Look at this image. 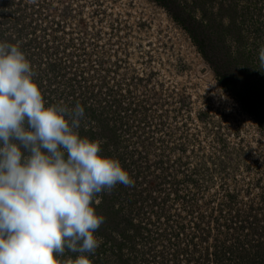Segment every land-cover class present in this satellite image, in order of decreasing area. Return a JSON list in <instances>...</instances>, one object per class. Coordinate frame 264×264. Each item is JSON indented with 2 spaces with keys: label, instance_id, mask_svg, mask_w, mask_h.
Wrapping results in <instances>:
<instances>
[{
  "label": "rangeland",
  "instance_id": "374dc122",
  "mask_svg": "<svg viewBox=\"0 0 264 264\" xmlns=\"http://www.w3.org/2000/svg\"><path fill=\"white\" fill-rule=\"evenodd\" d=\"M0 42L134 181L94 197L91 264H264V0H0Z\"/></svg>",
  "mask_w": 264,
  "mask_h": 264
},
{
  "label": "clouds",
  "instance_id": "9594fccd",
  "mask_svg": "<svg viewBox=\"0 0 264 264\" xmlns=\"http://www.w3.org/2000/svg\"><path fill=\"white\" fill-rule=\"evenodd\" d=\"M264 68V46L259 49ZM17 45L0 42V264H91L105 222L92 201L134 181L101 141L77 131L84 108L45 106Z\"/></svg>",
  "mask_w": 264,
  "mask_h": 264
},
{
  "label": "trees",
  "instance_id": "16d2710c",
  "mask_svg": "<svg viewBox=\"0 0 264 264\" xmlns=\"http://www.w3.org/2000/svg\"><path fill=\"white\" fill-rule=\"evenodd\" d=\"M174 19L177 21V22H179V20H178V18H177V16H174ZM188 31V30H187ZM189 32L190 33H193L192 31H190L189 30ZM195 34V33H194ZM196 35V34H195ZM196 42V44H197V46L198 45H200V43L201 42H199V41H195ZM203 44V43H202ZM200 52L202 53L204 50H206L207 49V47H206V45H202L200 48ZM218 75H220V73L219 72H217V76ZM227 81V80H226ZM97 214H99V213H97ZM106 220V219H105ZM108 220V221H107ZM101 226H100V228L94 233V235L96 236L97 234L98 235H100V232L101 231H105V230H107L110 226V228H109V231L110 230H113V234L114 235H116V236H118V233H117V231H115V230H117L118 229V227H117V223H115L114 221H112V222H109V219H107ZM115 220V219H114ZM106 222H107V224H106ZM112 223H114V224H112ZM111 233H112V231H111ZM123 235V234H122ZM101 236H103V234L101 233ZM100 236V237H101ZM97 237V236H96ZM155 237L156 238H159V239H162L163 238V235H160L159 233H156L155 234ZM111 238V237H110ZM124 238H126V235L124 236ZM175 239H177V241H179V238H178V236L177 235H175V237H174ZM113 240V239H112ZM121 240H123V239H121ZM123 245V243L122 242H120V243H116V245H113L112 247H111V249H113L114 250V253H117L119 256H118V259H121V254H120V251H121V248L123 247L122 246ZM136 245V242H135V240H132V242L130 243V241L128 242V247H133V246H135ZM135 248V247H134ZM243 249V248H242ZM246 250V249H245ZM245 250H241L240 251V255H242L243 254V251H245ZM149 252L152 254V252H151V249L149 250ZM181 252H184L183 250H181V248H179V247H174V249H171V253L172 254H174L175 256H178ZM100 255V250H98L97 251V255ZM142 255H144V254H142ZM145 255H146V253H145ZM74 258H75V254H74V256H73ZM117 257V256H116ZM239 257H241V256H239ZM144 258V257H143ZM75 260V259H74ZM73 260V261H74ZM137 260V259H136ZM145 259H143L141 262H140V264H145Z\"/></svg>",
  "mask_w": 264,
  "mask_h": 264
}]
</instances>
